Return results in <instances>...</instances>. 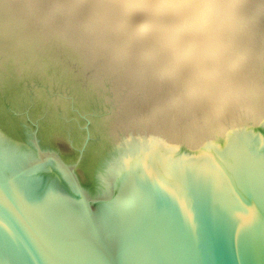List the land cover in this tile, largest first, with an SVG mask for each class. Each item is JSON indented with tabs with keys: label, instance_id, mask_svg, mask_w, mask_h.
<instances>
[{
	"label": "water",
	"instance_id": "95a60500",
	"mask_svg": "<svg viewBox=\"0 0 264 264\" xmlns=\"http://www.w3.org/2000/svg\"><path fill=\"white\" fill-rule=\"evenodd\" d=\"M70 2L0 0V264H264V95L209 121Z\"/></svg>",
	"mask_w": 264,
	"mask_h": 264
},
{
	"label": "clouds",
	"instance_id": "9594fccd",
	"mask_svg": "<svg viewBox=\"0 0 264 264\" xmlns=\"http://www.w3.org/2000/svg\"><path fill=\"white\" fill-rule=\"evenodd\" d=\"M67 8L101 47L162 66L209 121L264 95V78H251L241 0H71Z\"/></svg>",
	"mask_w": 264,
	"mask_h": 264
}]
</instances>
